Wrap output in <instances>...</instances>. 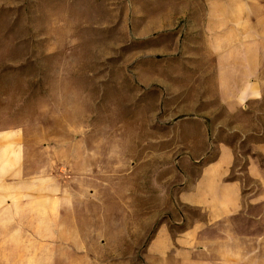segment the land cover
I'll return each instance as SVG.
<instances>
[{
	"label": "rangeland",
	"instance_id": "rangeland-1",
	"mask_svg": "<svg viewBox=\"0 0 264 264\" xmlns=\"http://www.w3.org/2000/svg\"><path fill=\"white\" fill-rule=\"evenodd\" d=\"M198 3L0 0V96L12 113L31 110L44 139L73 144L76 193L105 196L87 203V218L93 235L110 240L90 244L82 221L75 264L104 249L119 258L95 264H147L160 226L179 233L186 212L178 192L195 173L190 162L208 163L228 143L243 157L258 141L251 125L264 118L232 113L240 106L221 98V84L198 81ZM233 126L241 129L232 133Z\"/></svg>",
	"mask_w": 264,
	"mask_h": 264
},
{
	"label": "crops",
	"instance_id": "crops-1",
	"mask_svg": "<svg viewBox=\"0 0 264 264\" xmlns=\"http://www.w3.org/2000/svg\"><path fill=\"white\" fill-rule=\"evenodd\" d=\"M198 1V49L204 50L198 55V81L221 84V98L241 107L232 113L241 110L264 118V0ZM10 109L1 95L0 264H75L82 221L90 230V244L105 247L110 240L93 235L87 218V203L104 195L96 189L76 193L69 161L73 144L44 139L42 123L31 121V110L28 115ZM263 120L251 125L258 130V141L248 145V155L242 157L228 143L214 160L206 163V156H199L190 162L195 173L187 174L178 192V206L186 212L179 233L172 234L170 224L160 226L147 246V264H264ZM230 129L234 133L241 128ZM61 154L66 155L65 165L57 159ZM84 255L87 264L119 258L106 249Z\"/></svg>",
	"mask_w": 264,
	"mask_h": 264
}]
</instances>
